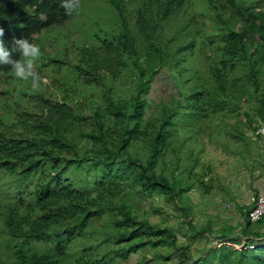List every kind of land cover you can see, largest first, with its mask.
<instances>
[{
  "label": "trees",
  "instance_id": "trees-1",
  "mask_svg": "<svg viewBox=\"0 0 264 264\" xmlns=\"http://www.w3.org/2000/svg\"><path fill=\"white\" fill-rule=\"evenodd\" d=\"M101 1L113 7L104 22L82 17L92 0L71 13L60 0H0L6 46L26 37L40 48L39 88L0 65V264H123L163 247L175 248L163 257L177 264H264L252 254L264 250L253 205L240 234L228 224L227 235L213 221L198 228L180 203L197 187L211 191L205 128L245 140L238 121L255 129L253 107L264 119V0ZM159 79L171 85L167 97ZM157 196L179 204L196 236L216 238L205 255L194 259L174 229L141 216Z\"/></svg>",
  "mask_w": 264,
  "mask_h": 264
},
{
  "label": "rangeland",
  "instance_id": "rangeland-1",
  "mask_svg": "<svg viewBox=\"0 0 264 264\" xmlns=\"http://www.w3.org/2000/svg\"><path fill=\"white\" fill-rule=\"evenodd\" d=\"M91 3H93V6L90 8V14H82V17H85L86 20H93L94 17L98 16L104 22L105 19L109 18V15L113 16V7L110 8L103 1L92 0ZM79 17H81V14H79ZM72 36L74 38L78 36V33L72 34ZM46 48L53 50V46L50 43L46 44ZM155 87L159 88L160 93L166 97L171 93V85L168 84V80L159 79ZM256 104L257 102H254V105ZM250 112L254 116L256 115L254 125L264 123V119L257 115L254 107L250 109ZM241 119L246 120L243 115ZM229 122L230 124H236L237 120L236 118H230ZM237 125L239 129L246 133L245 140L231 137L232 129L220 128V124L213 123L208 128H205L206 131L203 135L204 150L201 157L205 165H211V170H207L206 175L207 184L211 186V191L206 195L202 189L197 187L196 190L181 195L180 201L181 205L188 208V212L191 214L190 219L193 220L198 228L208 226L210 221H213V229L215 228L214 230L216 231L220 230L219 232L227 235L229 234V228L222 229L228 224L236 227V233L241 231L238 226L243 222V208L241 207L248 206V201L251 202L250 198L253 195L250 196V190L256 184L258 172L264 175V166L257 164L260 162L253 160L254 153L259 152L255 146H259V144L248 136L251 128L246 129L244 122L239 124L238 121ZM260 153L264 158V149H261V147ZM142 207H145L149 213L143 214L144 212L141 209V216L145 215L153 223L174 229L179 234V245L190 244L194 259L202 257L205 255L204 251L206 248L215 245V237H199L196 236V232L188 230L184 224L185 217L183 211L179 208V204L176 201H168L163 196H157L148 202H144ZM107 220L108 216H105L101 220L93 222L92 227L95 230V234L87 239L89 240L88 243H96L100 239L101 232L105 230L104 224ZM253 226H256V224ZM84 241L86 240L82 238L78 239L72 245L69 256L79 255ZM235 247L239 248L238 246ZM174 249L163 247L156 250H143L140 253L132 255L123 264H140L144 258L148 257L152 259L157 254L161 255L158 258L152 259L150 264H166L167 262V264H177V258L174 255L169 261L164 260V257L167 255L174 254ZM210 252L213 253V251ZM252 254H264V250L254 251Z\"/></svg>",
  "mask_w": 264,
  "mask_h": 264
},
{
  "label": "clouds",
  "instance_id": "clouds-1",
  "mask_svg": "<svg viewBox=\"0 0 264 264\" xmlns=\"http://www.w3.org/2000/svg\"><path fill=\"white\" fill-rule=\"evenodd\" d=\"M66 12H73L79 7V0H60ZM19 53V57H13L12 52ZM40 55L39 46L26 37L14 38L12 47L6 46L3 40V29L0 28V65H11L14 81L29 80L33 89L40 87L39 75L33 71L37 57Z\"/></svg>",
  "mask_w": 264,
  "mask_h": 264
},
{
  "label": "built area",
  "instance_id": "built-area-1",
  "mask_svg": "<svg viewBox=\"0 0 264 264\" xmlns=\"http://www.w3.org/2000/svg\"><path fill=\"white\" fill-rule=\"evenodd\" d=\"M249 135L253 141L260 142L264 147V123L256 125V128L252 129ZM251 205L253 207L249 212V217L252 222H257L264 216V194L253 195L251 197Z\"/></svg>",
  "mask_w": 264,
  "mask_h": 264
},
{
  "label": "crops",
  "instance_id": "crops-1",
  "mask_svg": "<svg viewBox=\"0 0 264 264\" xmlns=\"http://www.w3.org/2000/svg\"><path fill=\"white\" fill-rule=\"evenodd\" d=\"M251 131V130H250ZM249 131V132H250ZM248 136L250 137V135L248 134ZM251 138V137H250ZM255 142V141H254ZM259 144V146H255L258 148L259 152H255L254 153V157H253V160L256 161V162H260V163H257V164H261L262 166H264V158L262 157L261 153H260V147L261 149H264L263 145L260 143V142H256ZM261 155V156H260ZM259 174H257V181H256V184L253 186V188H251L250 190V196L251 195H254V196H257L259 194H263L264 192V175L261 173V172H258ZM250 201H251V198H250ZM243 205V204H242ZM248 206H243L241 208L243 209H246L247 207H251V202L248 201L247 203ZM245 207V208H244ZM242 210V209H240ZM243 211V210H242ZM241 224V223H240ZM238 225L239 228H241V225ZM236 234H240L239 232L236 233Z\"/></svg>",
  "mask_w": 264,
  "mask_h": 264
}]
</instances>
